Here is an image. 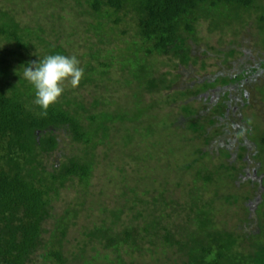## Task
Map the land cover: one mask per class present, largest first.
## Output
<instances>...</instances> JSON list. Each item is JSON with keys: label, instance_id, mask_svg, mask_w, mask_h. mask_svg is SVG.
Masks as SVG:
<instances>
[{"label": "trees", "instance_id": "obj_1", "mask_svg": "<svg viewBox=\"0 0 264 264\" xmlns=\"http://www.w3.org/2000/svg\"><path fill=\"white\" fill-rule=\"evenodd\" d=\"M62 1L42 2L43 5L50 3L63 8L66 3ZM72 1L76 4L77 15L86 19L81 27L88 36L87 40H94L80 56L86 61L82 66L84 76L80 85L95 82L100 85L104 80L108 81V75H112V70L119 65L122 71H127V76L120 79L121 83H137L139 92L134 93L136 104L132 109L137 116H128L125 110L120 109L117 112L104 109L96 113L94 110L99 105L108 104L105 99H95L87 106L67 94L52 104L46 115L42 114L34 103L35 89L23 79L21 68L34 61L35 57L38 62L49 55L70 54L58 43L46 40L44 35L47 32L41 24L22 26L13 16L0 13V39L8 45V48L0 49V264H34L36 254L43 264H69L63 247L86 205L85 199L90 193L93 172L98 164L97 148L105 144L112 153L113 145L107 142L111 125L119 122L123 129L126 121L142 123L144 112L154 108L153 105H141L142 93L170 90L175 77L179 78L176 75L168 80L169 72L155 77V57H173L179 65L186 66L196 61L187 41H198L197 29L201 22L207 21L211 31L235 35L240 33L239 28L247 23L246 15L251 13L256 14L258 46L260 50L264 49L263 0ZM78 26L75 22L69 37L77 33L75 29ZM36 51L38 55L33 57L32 53ZM233 55L234 52L229 53V56ZM251 71L254 74L264 72V59ZM238 79L223 78L215 83L205 82L195 91H178L181 93L174 94L178 95L174 101L204 93L218 82L226 86ZM103 89L106 91L105 86ZM227 108L228 105L221 102L212 112L219 117L227 113ZM181 109L186 115L188 112L191 114L188 105ZM84 118L87 123L83 122ZM214 119L209 123L215 127L208 134L206 126L198 122L189 121L192 125L188 126L195 127L194 133H199V138L204 139L203 146L216 143L218 156L224 152L228 160L233 155L225 148L230 138L225 134L228 126L220 125V121ZM140 125H134L132 132L127 128L129 134L135 136L138 133L139 137ZM254 127L255 133L252 126L253 133L250 132L254 136L250 139L258 148L255 160L260 163L259 170L264 172V130H260L257 122ZM61 136L72 143V153L61 156L64 160L55 158L51 161L62 149ZM142 143L150 144L145 140ZM116 145H120L119 142L114 147ZM238 149L237 157L246 153L244 143ZM145 157L140 160V165L147 168L150 153H145ZM147 173L149 171L145 169L143 179ZM168 176L164 175V180L150 181L148 187L143 186L141 179L143 183L138 187L124 188L133 194L132 205L120 208L101 205L99 213L102 218L82 227V240L78 242L82 244L81 252L72 254L76 256L74 259L78 258L80 264H94L101 247L114 250L118 264H128L123 253L130 256L128 260L134 264L133 259L143 250L152 256L156 248H161L165 254L172 253L171 257L166 256L150 264H264V194L257 197L258 204L255 203L254 210L250 208L252 197H246L241 214L237 210L240 208L232 209L237 211V217L231 218L230 215L228 220V211L216 207L217 201L204 200L208 196L216 199L221 196L219 189L211 187L215 178L211 169L199 168L191 189L184 187L182 181L177 182L175 186L182 188L178 200L166 196L169 191L167 185L171 181ZM69 185L80 190L76 193L77 204L63 205L64 210L55 217L49 231L45 223L51 218L55 204L60 202L62 191ZM140 186H143L142 191ZM126 211L130 212L129 224L122 228ZM183 216L182 221L176 220ZM87 248L96 255L88 256ZM100 260L113 264L108 256Z\"/></svg>", "mask_w": 264, "mask_h": 264}, {"label": "rangeland", "instance_id": "obj_2", "mask_svg": "<svg viewBox=\"0 0 264 264\" xmlns=\"http://www.w3.org/2000/svg\"><path fill=\"white\" fill-rule=\"evenodd\" d=\"M42 1L44 0H0V13L13 16L22 26L41 24L47 32L44 35L46 40L58 43L70 56H76L80 61L79 66L82 68L86 61L81 60L80 56L94 42V40H87L88 36L81 27L82 24H85L86 19L77 15L76 4L72 0L62 1L66 3L63 8L60 5L53 6L50 3L43 5ZM39 6L40 9H37ZM62 18L64 19L61 20ZM75 22L80 27L75 29L77 33L74 36L69 37L71 29L75 28ZM246 22L244 26L239 28L240 33L235 35L211 31L207 21L201 22L197 29L198 41L191 39L187 41L191 46V56L195 57L196 61H191L186 66L179 65L178 60L173 59V57H155V62L153 61L155 77H160L169 72L168 80L174 79L176 75L179 78L175 77L170 90L151 94L145 91L142 93L141 105L154 106L152 111H145L146 113L144 112L141 116L142 123L126 121L123 129L120 128L119 122L111 125L107 142L113 145L112 153L107 150L108 147L105 144L97 148L98 159H96L98 164L93 172L90 193L85 199L86 205L82 208L81 219L74 228H71L63 247L69 264H80L78 258L74 259L76 256L73 257L72 254L79 255L81 252L79 248L82 247V244L78 242L82 240V235H80L83 231L82 227L90 226L91 221L98 220L99 217L102 218L99 213L101 205L106 204L110 208L132 205L133 194H129V190L124 188L138 187L143 182V186L148 187L150 181L164 180V175L171 176V178L168 176L171 181L167 185L169 191L166 192V196L168 199L178 200L182 188H177L175 184L182 181L184 187L191 189L198 169L207 167L215 175L211 187L219 189L221 196L219 199L208 196L207 198L204 197V200L217 201L216 207L222 208L225 212L228 211V220H230V215L231 218L232 216L237 217V211L232 209L240 208L237 210L241 214L242 211L240 210H242L245 198L248 196L252 197L253 200L250 203L252 206L250 208L255 209V203L258 202L257 197L264 194V172L259 170L258 164L260 163L255 160L258 148L255 141L251 140L250 137L254 136L251 127L253 126L255 133L256 122L260 126V130H264V72L254 74L251 69L253 70L257 63L264 59V53L261 52L264 49L260 50L258 46L259 33L256 26V14L246 15ZM4 48H8V45L0 39V49ZM102 48L103 52L106 47L103 48L104 50ZM230 52H234V55L229 56ZM32 54L35 57L37 51ZM36 59L38 58L35 57L34 61ZM14 64L17 65L16 62ZM108 76L109 80H104L100 85L97 82L80 85V81L78 87L72 88L66 82L65 91L58 99L67 94L68 97L78 98L87 106L95 99H105L109 105L107 103V105H99L94 112L97 113L104 109L117 112L120 109L121 111L125 110L128 116H137L132 110L136 104L134 93L139 92L137 83L132 79L131 81L134 82L132 84L121 83L120 79L127 76V71H122L119 65H116L115 69L112 70V75ZM232 77L239 79L226 86L220 85L218 82L219 84L217 83L215 87L204 93L174 101L178 96H174V94L181 93L178 91L188 89L195 91L205 82L215 83V81L223 78L231 80ZM104 86L107 92L104 91ZM221 102L227 104L228 108L225 115L223 113L218 117V114H214L212 109ZM186 105L191 109V114L188 112L186 115V112L182 111L181 108ZM213 118L218 119L220 125L227 124L228 126L225 134H228L230 138L227 140L228 145L225 148L227 147L233 154L228 160H226L224 152L218 156L219 147L216 143L212 142L208 147L203 146L202 141L204 139L199 138V133H194L193 128L195 127L188 126L192 125L189 121L198 122L200 125L206 126L205 131L208 134L215 127L209 123ZM83 122L87 123V120L84 118ZM134 125L141 126L139 137H137L138 133H135L134 136L128 132V129L133 131ZM143 140L150 144L146 146L142 143ZM118 142L120 145L114 147V144ZM243 143L246 146V153L237 157L235 153H238V146L243 145ZM71 144L68 138L61 136L60 148L62 149L51 158V161L55 158L64 160L61 156H69L73 150ZM104 153H107V156ZM145 153H150L151 156V158H147V168L140 165V160L146 158ZM195 159L199 162L196 161V163ZM135 167L139 170L136 171ZM145 169L149 171V174L147 173L149 176L146 175L143 179ZM75 185H69V188L62 191L60 202L55 204L51 218L45 223V228L49 231L53 228L55 217L64 210L63 205L67 203L77 204L78 196L76 193L80 190ZM143 186L139 187L140 191H142ZM124 192L127 194L122 196ZM129 213L126 211L122 218L124 222L122 228H126L129 224ZM244 213L245 210L242 216ZM177 218V221H182L184 216L180 219ZM98 251L97 261L94 264H112L110 261L102 263L104 261L100 259L104 256H108L113 264H118L116 261L117 254L114 250L99 247ZM86 254L88 256L96 255L94 252L91 253L89 248L86 249ZM171 255L172 253L165 254L162 252L161 248H156L155 255L152 256L143 250L133 259V263L150 264V262L161 260L166 256L171 257ZM122 256L127 259L128 264L132 263L128 260L130 256L124 253ZM33 259L34 264H43L39 254L34 255Z\"/></svg>", "mask_w": 264, "mask_h": 264}, {"label": "clouds", "instance_id": "obj_3", "mask_svg": "<svg viewBox=\"0 0 264 264\" xmlns=\"http://www.w3.org/2000/svg\"><path fill=\"white\" fill-rule=\"evenodd\" d=\"M76 56L61 54L46 56L43 60L32 61L23 65L22 76L35 89L34 103L46 115L48 108L57 102L65 91V83L72 88L79 86L84 76Z\"/></svg>", "mask_w": 264, "mask_h": 264}]
</instances>
